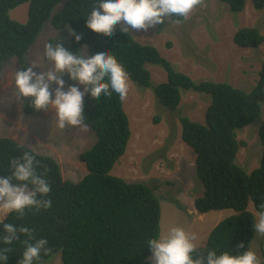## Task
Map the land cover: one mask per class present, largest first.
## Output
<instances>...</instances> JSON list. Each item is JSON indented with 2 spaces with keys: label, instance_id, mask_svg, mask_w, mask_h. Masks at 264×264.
Wrapping results in <instances>:
<instances>
[{
  "label": "trees",
  "instance_id": "16d2710c",
  "mask_svg": "<svg viewBox=\"0 0 264 264\" xmlns=\"http://www.w3.org/2000/svg\"><path fill=\"white\" fill-rule=\"evenodd\" d=\"M232 13L244 10L245 0H220ZM97 0H0V65L17 58L25 70L24 55L37 38L42 26L50 20L55 29L69 27L82 35L79 43L71 36V50L81 54L82 48L94 55L108 52L124 66L128 77L141 87L151 86L146 64L163 68L166 79L150 89L163 110L178 109L182 92L192 91L208 96L204 122L180 116L181 141L194 154V170L203 191L194 201L198 214L231 209L234 211L210 230L205 244L196 249L194 257L215 250L231 255L242 254L254 240L256 218L247 207L251 202L255 211L264 204V61L256 85L248 91L227 82L193 81L176 71L149 45L141 44L117 25L113 34L105 37L87 29L85 15ZM254 9L262 10L264 0H251ZM28 3L27 21L19 23L9 12ZM59 6L58 11L53 12ZM173 19H176L175 17ZM184 19L181 18V23ZM263 40L257 28L239 29L233 41L239 47ZM24 65V66H23ZM24 112L33 114L31 98L24 103ZM85 124L95 134L94 144L81 151L77 159L85 165L86 173L77 183L64 179L59 165L50 156L34 153L10 138H0V177L11 174L9 161L21 157L25 151L35 155L37 174L51 185L52 207L40 211L25 210L21 218L10 214L5 223L34 230V239H46L51 251L41 253L39 264L61 252L62 264H152L147 260L151 251L148 241L158 238L160 203L152 188L140 182H126L111 174L118 159L125 153L131 131L122 100L115 93L111 97L93 99L90 93L83 99ZM258 121V145L261 147L259 166L246 172L235 161L242 142L237 140L238 129ZM15 183V182H14ZM3 226L0 225V236ZM19 241L8 246L7 264H18L24 250ZM34 242V241H33ZM243 248H239L240 244ZM4 245L0 244V247ZM264 264V263H260Z\"/></svg>",
  "mask_w": 264,
  "mask_h": 264
},
{
  "label": "rangeland",
  "instance_id": "374dc122",
  "mask_svg": "<svg viewBox=\"0 0 264 264\" xmlns=\"http://www.w3.org/2000/svg\"><path fill=\"white\" fill-rule=\"evenodd\" d=\"M250 1L245 0L242 13H229L219 0H204L203 5L196 7L179 25L166 20L147 32L130 29L128 33L137 42L155 47L176 71L195 82H227L246 91L254 86L260 62L264 60V9H253ZM58 9L56 6L53 12ZM27 11L28 3H24L11 10L9 16L25 23ZM241 26L257 28L263 37L260 44L247 49L234 45L233 35ZM70 31L69 27L55 29L50 20L46 21L24 55L25 70L35 66L33 70L39 74L51 67L43 56L47 43L62 44L72 52ZM82 52L90 56L87 47H83ZM146 68L151 74L149 89L129 78V92L122 103L131 135L125 153L115 163L111 174L126 182H140L152 188L160 203L159 236L166 234L171 227H181L198 235L199 239L194 242L197 249L205 244L217 222L234 214L231 209L205 214H198L194 209V201L201 195L203 186L195 174V154L180 139L178 117L203 123L209 99L205 94L186 91L182 92L176 111L163 110L164 106L150 88L164 82L166 73L159 65L146 64ZM21 70L22 64L17 58L0 65V138L16 140L36 154L52 157L64 179L79 182L86 168L77 156L94 144V132L87 126L57 128L55 112L50 108L26 114L23 107L27 98L20 99L15 95V72ZM62 79L65 91L69 86L84 90V86L70 80L67 73ZM50 87L54 90L56 85L53 83ZM259 125L254 121L237 132V140L243 145L235 161L248 173L260 163ZM247 209L256 218L257 212L251 202ZM253 239L248 250L254 251L259 261L264 260V235L256 232ZM151 257L152 252L147 260L151 261ZM41 264H62L61 252Z\"/></svg>",
  "mask_w": 264,
  "mask_h": 264
},
{
  "label": "clouds",
  "instance_id": "9594fccd",
  "mask_svg": "<svg viewBox=\"0 0 264 264\" xmlns=\"http://www.w3.org/2000/svg\"><path fill=\"white\" fill-rule=\"evenodd\" d=\"M203 2L204 0H97L91 11L85 15V26L91 32L105 37L111 36L117 25H121L120 31L125 34L130 29L147 32L150 28L164 24L166 20L179 25L181 18L187 19L196 7L203 5ZM220 3L226 5L222 1ZM226 7L228 9L227 5ZM174 17L176 19H173ZM242 28L254 27L241 26L235 33ZM69 35L73 36L77 43L82 39V35L75 31H70ZM232 43L236 45L233 38ZM252 43L249 47L255 46ZM43 56L51 65L46 71L38 74L33 70L35 66H30L26 70L15 72V95L20 99L31 98L34 110L53 109L57 128L86 127L83 98L87 93H90L93 99H99L102 95L111 97L113 93L117 94L120 100L127 98L129 77L115 55L108 52H97L91 56L82 52L77 55L65 49L62 44L54 46L53 43H47L43 49ZM260 68L261 65L258 73ZM65 73L70 80L83 85L84 90L81 91L77 86H69L65 91V81L62 79ZM53 83L56 85L54 90L50 87ZM38 166L39 162L35 155L25 151L21 157L9 161L11 174L0 177V225L3 226L0 244L4 245L0 247V264H7L9 253L12 251L8 246L19 241L21 236L27 239L23 241L24 250L18 264H39L41 253L47 255L51 251L46 239H34L33 229L24 225L17 228L11 223L4 222L13 213L17 214V218H21L25 210L35 209L38 212L52 207L50 199L41 198L50 194L51 185L37 174ZM254 230L264 235V204L256 213ZM198 239L195 232L189 233L181 227H171L166 234L148 241L152 252V264L264 263V260H258L257 254L251 249L237 255H231L227 251L218 255L215 250H209L206 254L194 257L193 254L196 252L194 242ZM238 247L243 248L244 245L241 243Z\"/></svg>",
  "mask_w": 264,
  "mask_h": 264
},
{
  "label": "water",
  "instance_id": "95a60500",
  "mask_svg": "<svg viewBox=\"0 0 264 264\" xmlns=\"http://www.w3.org/2000/svg\"><path fill=\"white\" fill-rule=\"evenodd\" d=\"M252 45H254V44L252 43Z\"/></svg>",
  "mask_w": 264,
  "mask_h": 264
},
{
  "label": "crops",
  "instance_id": "0c3cea01",
  "mask_svg": "<svg viewBox=\"0 0 264 264\" xmlns=\"http://www.w3.org/2000/svg\"><path fill=\"white\" fill-rule=\"evenodd\" d=\"M16 141V140H15Z\"/></svg>",
  "mask_w": 264,
  "mask_h": 264
}]
</instances>
